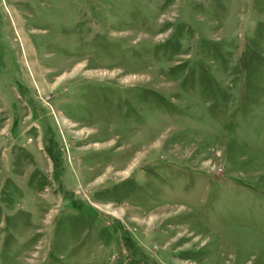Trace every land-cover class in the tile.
<instances>
[{
  "label": "rangeland",
  "instance_id": "obj_1",
  "mask_svg": "<svg viewBox=\"0 0 264 264\" xmlns=\"http://www.w3.org/2000/svg\"><path fill=\"white\" fill-rule=\"evenodd\" d=\"M0 264H264V0H0Z\"/></svg>",
  "mask_w": 264,
  "mask_h": 264
}]
</instances>
